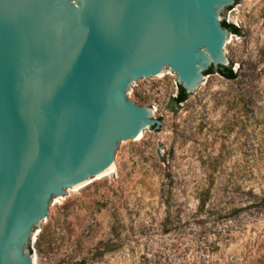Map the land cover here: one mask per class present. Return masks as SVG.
Here are the masks:
<instances>
[{"label": "water", "instance_id": "water-1", "mask_svg": "<svg viewBox=\"0 0 264 264\" xmlns=\"http://www.w3.org/2000/svg\"><path fill=\"white\" fill-rule=\"evenodd\" d=\"M236 0H0V264L30 249L70 192L117 171V151L161 127L131 101L176 75L197 99L232 64Z\"/></svg>", "mask_w": 264, "mask_h": 264}, {"label": "rangeland", "instance_id": "rangeland-1", "mask_svg": "<svg viewBox=\"0 0 264 264\" xmlns=\"http://www.w3.org/2000/svg\"><path fill=\"white\" fill-rule=\"evenodd\" d=\"M234 6L237 79L214 69L175 112V74L137 87L131 101L163 127L55 202L36 264H264V0Z\"/></svg>", "mask_w": 264, "mask_h": 264}, {"label": "trees", "instance_id": "trees-1", "mask_svg": "<svg viewBox=\"0 0 264 264\" xmlns=\"http://www.w3.org/2000/svg\"><path fill=\"white\" fill-rule=\"evenodd\" d=\"M239 1L240 0H236V4H238ZM221 26L234 35L240 34L238 28H236L232 24L226 23L225 21L221 22ZM213 73H214V68L210 67L209 70L204 73V75H211ZM216 73L228 81H235L238 77L237 72L233 70L232 64H230L229 67L226 68H217ZM176 88H177L176 96L170 100V104H169V110L171 112H175L181 104L187 102L190 96L185 93V91L181 88L180 85H176Z\"/></svg>", "mask_w": 264, "mask_h": 264}]
</instances>
